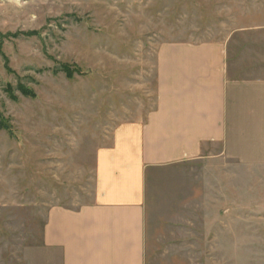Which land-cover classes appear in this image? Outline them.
<instances>
[{"label": "rangeland", "instance_id": "obj_1", "mask_svg": "<svg viewBox=\"0 0 264 264\" xmlns=\"http://www.w3.org/2000/svg\"><path fill=\"white\" fill-rule=\"evenodd\" d=\"M177 41H222L231 79L264 82V0H0V264H43L48 210L94 201L98 150L156 108ZM243 94L227 152L147 174V264H264V89Z\"/></svg>", "mask_w": 264, "mask_h": 264}, {"label": "crops", "instance_id": "obj_2", "mask_svg": "<svg viewBox=\"0 0 264 264\" xmlns=\"http://www.w3.org/2000/svg\"><path fill=\"white\" fill-rule=\"evenodd\" d=\"M229 59L222 41L160 45L156 108L143 122L118 126L98 150L92 203L48 210L43 264H147V174L197 160L209 144L227 152L231 91L235 99L262 95L263 81L231 79Z\"/></svg>", "mask_w": 264, "mask_h": 264}, {"label": "trees", "instance_id": "obj_3", "mask_svg": "<svg viewBox=\"0 0 264 264\" xmlns=\"http://www.w3.org/2000/svg\"><path fill=\"white\" fill-rule=\"evenodd\" d=\"M67 71H68V69H67ZM77 71H80V70H79V68H78V70H77Z\"/></svg>", "mask_w": 264, "mask_h": 264}]
</instances>
